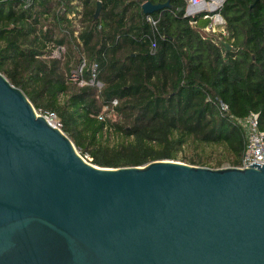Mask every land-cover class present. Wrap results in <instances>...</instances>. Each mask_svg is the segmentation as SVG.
Wrapping results in <instances>:
<instances>
[{
	"label": "trees",
	"instance_id": "trees-1",
	"mask_svg": "<svg viewBox=\"0 0 264 264\" xmlns=\"http://www.w3.org/2000/svg\"><path fill=\"white\" fill-rule=\"evenodd\" d=\"M147 1L170 5L145 14ZM184 11V0H0V71L95 164L240 166V119L257 112L264 131V0H226L225 34ZM84 60L101 88L70 78ZM105 106L115 118L98 117Z\"/></svg>",
	"mask_w": 264,
	"mask_h": 264
},
{
	"label": "water",
	"instance_id": "water-1",
	"mask_svg": "<svg viewBox=\"0 0 264 264\" xmlns=\"http://www.w3.org/2000/svg\"><path fill=\"white\" fill-rule=\"evenodd\" d=\"M91 159L0 71V264H264V163Z\"/></svg>",
	"mask_w": 264,
	"mask_h": 264
},
{
	"label": "built area",
	"instance_id": "built-area-1",
	"mask_svg": "<svg viewBox=\"0 0 264 264\" xmlns=\"http://www.w3.org/2000/svg\"><path fill=\"white\" fill-rule=\"evenodd\" d=\"M185 1V15L190 17L200 16L203 20H207L208 23L205 26L206 32H223L226 33V19L223 16L221 9L223 8L226 0H184ZM152 23L155 25L157 19L149 17ZM196 23V20L192 21ZM86 67V60H84L79 67L72 71L71 79L79 81L80 84H95L101 88L103 83L97 79L95 71L89 77L84 76V70ZM95 68V66H94ZM95 70V69H94ZM117 100H113V105L117 104ZM223 109H227L228 106L221 102ZM104 109H108L105 106ZM38 114L44 115L48 121L55 126L61 128L62 122L58 115L53 111H43L42 109H36ZM98 117L100 119L105 118V114L102 111ZM240 123L244 128L246 135V148L243 154L242 164L245 165V159L248 158L249 162L264 163V131L259 126V114L257 112H251L245 118L240 119Z\"/></svg>",
	"mask_w": 264,
	"mask_h": 264
},
{
	"label": "rangeland",
	"instance_id": "rangeland-1",
	"mask_svg": "<svg viewBox=\"0 0 264 264\" xmlns=\"http://www.w3.org/2000/svg\"><path fill=\"white\" fill-rule=\"evenodd\" d=\"M75 70V69H74ZM103 112H105L104 114H106L107 113V116H109V117H113V118H115V111H113V110H108V109H103ZM183 152V154H184V151L183 150H181V152H180V154Z\"/></svg>",
	"mask_w": 264,
	"mask_h": 264
}]
</instances>
